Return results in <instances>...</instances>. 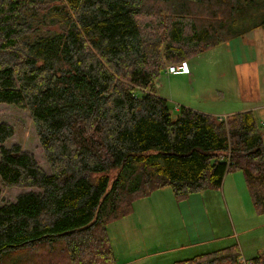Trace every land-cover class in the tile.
Listing matches in <instances>:
<instances>
[{"label": "trees", "instance_id": "obj_1", "mask_svg": "<svg viewBox=\"0 0 264 264\" xmlns=\"http://www.w3.org/2000/svg\"><path fill=\"white\" fill-rule=\"evenodd\" d=\"M150 21L141 24L138 19ZM264 26V0H0V104L29 112L49 173L0 123V264H115L107 225L170 188L176 201L239 171L264 215V147L251 110L219 118L154 87ZM172 264H264L236 244Z\"/></svg>", "mask_w": 264, "mask_h": 264}, {"label": "rangeland", "instance_id": "obj_2", "mask_svg": "<svg viewBox=\"0 0 264 264\" xmlns=\"http://www.w3.org/2000/svg\"><path fill=\"white\" fill-rule=\"evenodd\" d=\"M138 21L144 24L150 20L139 17ZM187 64L188 74L172 75L165 69L154 83L157 94L166 99L171 116H176L180 106L199 108L219 118L251 110L263 134L264 147V26L194 57ZM0 123L14 128L4 146H20L49 173L29 112L0 104ZM27 191L30 190L0 186V206L14 202ZM172 195L170 188L156 191L135 201L132 214L107 225L116 264H172L194 257L196 248L168 254V249L189 244L182 201L171 200ZM201 196L217 240L197 254L232 244L239 246L246 260L263 252L264 215L255 214L241 172L226 174L219 190L209 189ZM162 251L165 256L141 260L146 254Z\"/></svg>", "mask_w": 264, "mask_h": 264}, {"label": "crops", "instance_id": "obj_3", "mask_svg": "<svg viewBox=\"0 0 264 264\" xmlns=\"http://www.w3.org/2000/svg\"><path fill=\"white\" fill-rule=\"evenodd\" d=\"M187 67H188V64H187ZM188 71H189V69H188ZM189 108H191L197 112L210 114V113L205 112L199 108H197V109L194 107H189ZM201 194L202 193L191 194L186 200L181 202V211H182L181 214H182L184 220L186 221L185 227H186V231H187V235H188L187 239L189 240V242H188L189 244H185L183 247L175 246V248L168 249V254H174L175 252L182 253L185 251H190L193 248H196L195 255H198L197 254L198 251H201L205 247H211L215 243V241L217 240L215 238L214 233L212 232V229H210V224H209V221L207 219V215H206L204 206L201 203L202 198H203L201 196ZM172 199H174L173 195L171 197V200ZM189 203L192 204V206H190V207L184 206L185 204H189ZM203 253H205V252H203ZM165 255H166L165 251L155 252L152 254H146L145 256H143L141 258V260L142 261L147 260V259H149L148 257H150V256H154V258H156V257L165 256ZM145 257H147V258L144 259ZM174 262H177V261H174Z\"/></svg>", "mask_w": 264, "mask_h": 264}, {"label": "built area", "instance_id": "obj_4", "mask_svg": "<svg viewBox=\"0 0 264 264\" xmlns=\"http://www.w3.org/2000/svg\"><path fill=\"white\" fill-rule=\"evenodd\" d=\"M166 71H167V73L172 74V75L176 74V73H184V74H188L189 73L187 64L184 63V62L180 63V64H177V65L168 66L166 68Z\"/></svg>", "mask_w": 264, "mask_h": 264}]
</instances>
